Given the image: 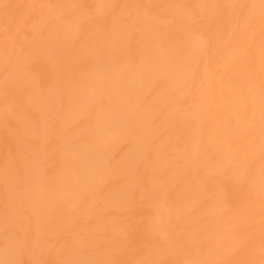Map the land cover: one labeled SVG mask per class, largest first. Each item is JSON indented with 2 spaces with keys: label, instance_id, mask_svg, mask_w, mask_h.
I'll list each match as a JSON object with an SVG mask.
<instances>
[{
  "label": "bare ground",
  "instance_id": "bare-ground-1",
  "mask_svg": "<svg viewBox=\"0 0 264 264\" xmlns=\"http://www.w3.org/2000/svg\"><path fill=\"white\" fill-rule=\"evenodd\" d=\"M0 264H264V0H0Z\"/></svg>",
  "mask_w": 264,
  "mask_h": 264
}]
</instances>
